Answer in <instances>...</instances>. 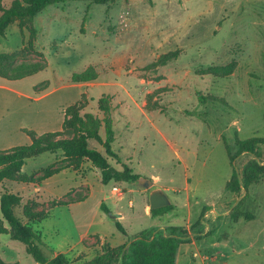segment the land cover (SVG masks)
I'll list each match as a JSON object with an SVG mask.
<instances>
[{"label":"rangeland","instance_id":"374dc122","mask_svg":"<svg viewBox=\"0 0 264 264\" xmlns=\"http://www.w3.org/2000/svg\"><path fill=\"white\" fill-rule=\"evenodd\" d=\"M0 1L6 7L12 0ZM34 26V47L43 58L17 55L16 65L46 68L21 80L0 78V150L28 145L25 130H60L64 109L77 101L85 103L83 112L98 114L97 100L106 96L118 156L108 162L152 180L170 201L150 213L149 189L139 178L103 185L85 160L40 185L4 182L21 197L15 215L23 222L26 204L32 212H48L32 226L43 255L63 254L78 264L105 243L116 247L145 229L174 226L186 234L175 264H264V177L246 192L225 188L232 174L226 149L235 153L236 137L264 138V0H113L104 6L67 1L44 9ZM22 46L12 24L0 38V54ZM176 49L177 61L144 69ZM230 63L234 70L226 78L199 73ZM89 66L98 75L94 82L71 81ZM146 104L162 108L148 111ZM89 147L104 155L97 142L90 140ZM258 152L264 154V146ZM257 159L243 154L234 160L240 179L247 162ZM64 165L60 153H44L27 160L22 173L38 177L47 167ZM57 200L70 204L49 209ZM236 206L252 219L232 222ZM0 264L37 263L22 243L0 234Z\"/></svg>","mask_w":264,"mask_h":264},{"label":"trees","instance_id":"16d2710c","mask_svg":"<svg viewBox=\"0 0 264 264\" xmlns=\"http://www.w3.org/2000/svg\"><path fill=\"white\" fill-rule=\"evenodd\" d=\"M67 1H84L88 4L104 6L113 0H12L6 7L0 1V38H4L9 27L15 24L23 42V46L18 52L0 54V78L8 81L21 80L46 68L45 63L16 65V56L35 54L43 58V54L35 50L34 47L38 34L34 26L35 17L47 7ZM180 55L181 50L179 49L160 54L144 69L156 70L177 61ZM233 70L234 64L230 63L223 66H210L200 70L199 73L200 75L226 78L232 74ZM97 77V72L92 66H89L80 73L72 74L71 81L78 84L89 83L94 82ZM160 91L158 89L154 93ZM152 95L154 94L148 95L147 99ZM146 107L148 111L162 108L148 104ZM85 108V103L81 100L77 101L64 109L60 130L40 135L33 130H25L30 138L28 145L0 150V234H7L11 240L22 243L25 252L37 264H70V262L63 254H56L51 258L43 255L42 250L36 244L39 235L32 226L44 220L48 212H32L26 204L22 209V217L25 221L23 222L15 215V209L21 205V197L5 189L4 182L14 181L40 185L42 181L52 175L69 169L75 170L74 166L82 160L89 162L99 171L100 181L103 185H108L110 182L135 183L139 178V175L133 174L127 166L123 165L122 169L118 170L108 162L107 158L118 159L112 149L115 137L110 98L102 96L97 100L98 114L83 112ZM101 130H103V136L100 134ZM90 140L97 142L102 147L104 155L89 147ZM234 142L236 150L233 155H230L229 150L226 149L232 166V174L229 181L226 182L225 188L231 192H239L241 189L246 192L251 185L264 177V154L258 152V147L264 146V138L252 137L241 140L236 137ZM44 153H60L65 165L53 170L47 167L44 174L38 177L22 173V168L27 160ZM243 154H251L254 157L257 156L258 159L247 162L242 169L240 179L233 162ZM68 204L70 203L67 201L57 200L48 208ZM100 209L109 213L104 203L100 204ZM152 212L154 210L150 211V213ZM241 218L250 220L252 215L242 212L239 206H236L231 213L230 220L235 223ZM3 222L7 226H4ZM115 226L125 234L119 222H116ZM185 235L182 229L174 226L162 230L148 228L138 233L131 241L119 246L112 247L108 243L103 244L100 252L90 259H80L78 264H175L178 247L185 240Z\"/></svg>","mask_w":264,"mask_h":264},{"label":"water","instance_id":"95a60500","mask_svg":"<svg viewBox=\"0 0 264 264\" xmlns=\"http://www.w3.org/2000/svg\"><path fill=\"white\" fill-rule=\"evenodd\" d=\"M139 180H140L139 184L141 186H143L146 189H149L148 192L149 211L170 205V201L167 198L162 188L153 186V182L150 179L139 178Z\"/></svg>","mask_w":264,"mask_h":264},{"label":"built area","instance_id":"2783aa9c","mask_svg":"<svg viewBox=\"0 0 264 264\" xmlns=\"http://www.w3.org/2000/svg\"><path fill=\"white\" fill-rule=\"evenodd\" d=\"M112 190H113V191H117V188H113Z\"/></svg>","mask_w":264,"mask_h":264},{"label":"crops","instance_id":"0c3cea01","mask_svg":"<svg viewBox=\"0 0 264 264\" xmlns=\"http://www.w3.org/2000/svg\"><path fill=\"white\" fill-rule=\"evenodd\" d=\"M57 254V253H56ZM86 259H88V257H85Z\"/></svg>","mask_w":264,"mask_h":264}]
</instances>
